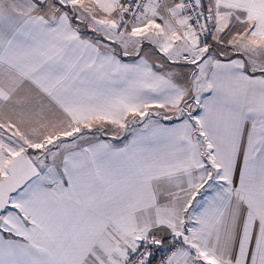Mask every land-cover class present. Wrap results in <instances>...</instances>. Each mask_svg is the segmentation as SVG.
Instances as JSON below:
<instances>
[{"label": "snow or ice", "instance_id": "1", "mask_svg": "<svg viewBox=\"0 0 264 264\" xmlns=\"http://www.w3.org/2000/svg\"><path fill=\"white\" fill-rule=\"evenodd\" d=\"M0 264H264V0H0Z\"/></svg>", "mask_w": 264, "mask_h": 264}]
</instances>
